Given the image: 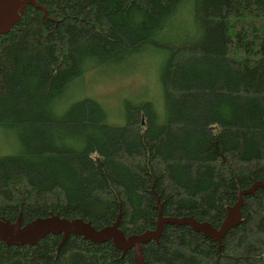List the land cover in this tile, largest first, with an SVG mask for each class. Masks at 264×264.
Here are the masks:
<instances>
[{
  "label": "trees",
  "instance_id": "trees-1",
  "mask_svg": "<svg viewBox=\"0 0 264 264\" xmlns=\"http://www.w3.org/2000/svg\"><path fill=\"white\" fill-rule=\"evenodd\" d=\"M36 1L48 19L27 5L0 35V133L11 140L0 152V219L57 213L100 228L120 210V229L138 234L154 228L155 192L164 216L218 227L238 188L264 180V0ZM175 25L185 33L163 41ZM152 47L165 54L160 111L125 101L113 125L97 100L69 98L86 72ZM241 215L219 249L165 225L143 245L145 264H264V188L243 197ZM60 240L0 241V264H134L111 242Z\"/></svg>",
  "mask_w": 264,
  "mask_h": 264
},
{
  "label": "water",
  "instance_id": "water-1",
  "mask_svg": "<svg viewBox=\"0 0 264 264\" xmlns=\"http://www.w3.org/2000/svg\"><path fill=\"white\" fill-rule=\"evenodd\" d=\"M27 5L40 9L43 16L48 19L45 7L36 0H0V35L7 33L18 22ZM259 187L264 188V180H256L245 189L238 188L236 201L225 208L224 219L218 227L207 221H198L192 216H164L159 196L154 192L157 212L154 228L146 229L138 234L125 235L120 229V210L113 223L100 228H95L90 221L82 218H66L56 213L37 217L26 223L22 222L20 215L14 221L1 218L0 241L6 246L36 245L42 238L52 234L60 235L61 245L69 236H79L91 243L111 242L122 252V255L130 250L134 264H145L142 255L144 244L150 241L157 242L165 225H187L193 231L200 232L205 238L216 242L219 249L221 240L229 229L241 222L243 197L253 194Z\"/></svg>",
  "mask_w": 264,
  "mask_h": 264
},
{
  "label": "rangeland",
  "instance_id": "rangeland-1",
  "mask_svg": "<svg viewBox=\"0 0 264 264\" xmlns=\"http://www.w3.org/2000/svg\"><path fill=\"white\" fill-rule=\"evenodd\" d=\"M181 27L175 25L163 36V41L177 38L181 31L185 33L187 28ZM158 52L155 47L148 48L121 67L86 72L69 88V98L74 100L87 96L97 100L107 112V122L113 125L124 123L125 101L133 103L148 100L160 111L162 88L159 70L165 54L163 51ZM10 142L11 140L0 133V152L8 148Z\"/></svg>",
  "mask_w": 264,
  "mask_h": 264
}]
</instances>
